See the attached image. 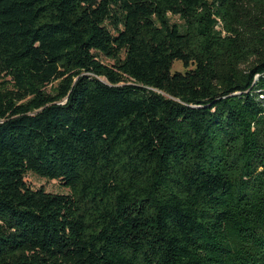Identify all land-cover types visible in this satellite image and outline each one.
I'll return each instance as SVG.
<instances>
[{"label": "trees", "instance_id": "trees-1", "mask_svg": "<svg viewBox=\"0 0 264 264\" xmlns=\"http://www.w3.org/2000/svg\"><path fill=\"white\" fill-rule=\"evenodd\" d=\"M0 264H264V0H0Z\"/></svg>", "mask_w": 264, "mask_h": 264}, {"label": "rangeland", "instance_id": "rangeland-1", "mask_svg": "<svg viewBox=\"0 0 264 264\" xmlns=\"http://www.w3.org/2000/svg\"><path fill=\"white\" fill-rule=\"evenodd\" d=\"M173 23H180L177 17H171ZM104 64H109L108 60L102 59ZM174 71L185 72L186 69L184 68L182 63L176 62L174 64ZM27 184L34 190L38 189H45L48 193H56V194H67L69 190L58 180H47L44 178L39 177L38 175L29 172L26 176Z\"/></svg>", "mask_w": 264, "mask_h": 264}]
</instances>
